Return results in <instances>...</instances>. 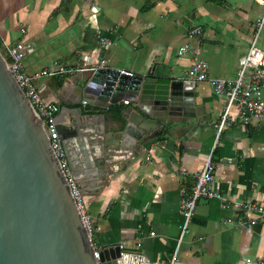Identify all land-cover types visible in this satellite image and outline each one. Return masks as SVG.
Returning a JSON list of instances; mask_svg holds the SVG:
<instances>
[{
	"label": "crops",
	"instance_id": "obj_1",
	"mask_svg": "<svg viewBox=\"0 0 264 264\" xmlns=\"http://www.w3.org/2000/svg\"><path fill=\"white\" fill-rule=\"evenodd\" d=\"M263 16L260 0H0V46L31 45L23 56L28 72L55 62L89 67L105 57L106 66L157 79L181 77L191 57L177 50L190 41L212 76L231 78ZM195 25L202 28L199 37L188 34ZM259 45L264 48V23ZM86 71L41 76L37 86L57 99V115L66 106L63 119L78 123L99 162L94 177L80 162L75 180L96 248L116 251L122 243L124 253L141 256L143 264H170L175 251L174 264H260L264 215L250 214L252 223L237 202H264V124L248 130L236 121L222 131L213 152L215 194L197 201L179 240L181 198L211 150L224 98L208 82H195L194 116H163L150 125L158 133L152 140L113 149L119 137L112 123L127 107L136 117H152L128 100L95 110L75 104V83Z\"/></svg>",
	"mask_w": 264,
	"mask_h": 264
},
{
	"label": "water",
	"instance_id": "obj_2",
	"mask_svg": "<svg viewBox=\"0 0 264 264\" xmlns=\"http://www.w3.org/2000/svg\"><path fill=\"white\" fill-rule=\"evenodd\" d=\"M194 85L191 79H154L104 66L79 76L74 102L87 104L90 110L124 100L138 102L152 118L136 117L133 106L127 107L112 123L119 141L110 143L113 149L137 148L158 136L150 131L157 119L195 115ZM65 109L61 104L56 122L69 175L51 145L43 118L0 49V264H143L141 256L120 255L119 248H96L69 177L76 180L80 162L94 177L92 168L99 162L90 154L78 123L63 119Z\"/></svg>",
	"mask_w": 264,
	"mask_h": 264
},
{
	"label": "built area",
	"instance_id": "obj_3",
	"mask_svg": "<svg viewBox=\"0 0 264 264\" xmlns=\"http://www.w3.org/2000/svg\"><path fill=\"white\" fill-rule=\"evenodd\" d=\"M260 1L264 4V0ZM263 23L264 16L257 21L248 49L239 58V67L235 77L212 76L208 62L200 56V49L190 41H185L178 47L177 51L179 55H189L191 57L189 67L183 72L180 78L191 79L195 82L206 81L217 94L224 98L222 111L215 123V139L211 150L202 167L194 174L191 191L181 198L180 208L183 222L180 228L179 240L189 228L197 201L201 198L212 197L215 194L213 181L217 163L213 159V152L222 131L233 125L236 121L244 124L248 130L250 126L264 124V48L259 45V37ZM188 34L189 36L199 37L202 34L201 26H193ZM0 49L7 59L8 66L16 80L37 113L43 118L51 145L59 157L65 172L69 175L70 171L67 158L57 131L56 113L58 111V105L55 102L46 101V97L37 86V80L41 76L66 75L85 70H95L106 66L107 59L103 57L97 64L89 67L55 62L51 67L28 72L23 63V56L33 51L31 45L26 44L23 40L15 44H9L3 41ZM69 178L78 207L92 234L90 217L82 202L80 187L72 177ZM237 204L242 211L248 214L249 220L252 223L256 222V216L250 214L264 215V202L243 201L237 202ZM123 247L124 245L122 243L118 245L120 255L124 254ZM176 254L177 252L175 251L170 264H174ZM96 255H98L97 252ZM259 262L260 264H264V259H261Z\"/></svg>",
	"mask_w": 264,
	"mask_h": 264
},
{
	"label": "trees",
	"instance_id": "obj_4",
	"mask_svg": "<svg viewBox=\"0 0 264 264\" xmlns=\"http://www.w3.org/2000/svg\"><path fill=\"white\" fill-rule=\"evenodd\" d=\"M0 48H1V46H0ZM61 82H62V79H59V80H58V83H61ZM117 109H118V108H117ZM119 112H120V111H117L116 113L120 114Z\"/></svg>",
	"mask_w": 264,
	"mask_h": 264
}]
</instances>
